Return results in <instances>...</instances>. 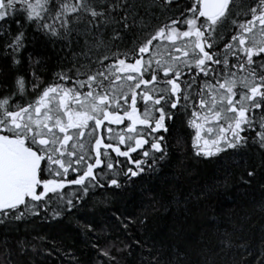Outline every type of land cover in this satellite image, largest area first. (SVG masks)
Masks as SVG:
<instances>
[{"label":"snow or ice","instance_id":"snow-or-ice-1","mask_svg":"<svg viewBox=\"0 0 264 264\" xmlns=\"http://www.w3.org/2000/svg\"><path fill=\"white\" fill-rule=\"evenodd\" d=\"M181 117L207 179L167 171ZM254 186L264 0H0V264H264ZM116 201L129 235L102 246L80 213ZM66 220L103 261L60 247Z\"/></svg>","mask_w":264,"mask_h":264},{"label":"trees","instance_id":"trees-1","mask_svg":"<svg viewBox=\"0 0 264 264\" xmlns=\"http://www.w3.org/2000/svg\"><path fill=\"white\" fill-rule=\"evenodd\" d=\"M171 123V122H170ZM179 141V142H178ZM168 147L171 153V158L167 171L172 174H180L181 179L184 178V171L191 172L192 174H199L201 179H207L215 170V164H207L199 161L193 153L191 147V133L186 127L184 118L177 119L175 125L172 126V130L168 135ZM235 195V193H232ZM250 195H254L257 199H260L262 194L259 189L254 186L250 190ZM98 199V198H97ZM219 200L226 206L232 204V200L228 197L221 196ZM210 204L218 206L217 198H213ZM113 209H119L125 211V206L122 202L116 201L107 208L104 206L93 208L91 204L86 209H82L81 223L84 220H93L97 226V233L100 236L99 243L103 246L106 243L105 237L111 236L113 239L119 237L124 239L129 234L122 231V226L113 216ZM138 209L135 207H127L125 214L137 215ZM66 227L57 228L51 230V236L57 241V243L64 250H73L84 261L96 262L98 259L103 261V258H98L95 250L86 246L88 238L77 228L76 221H65ZM3 233V229L0 228V234ZM132 233L139 235L138 229H133ZM131 243V239H129ZM62 258L58 255H54L48 261V264H61ZM63 264H67V261H63Z\"/></svg>","mask_w":264,"mask_h":264},{"label":"flooded vegetation","instance_id":"flooded-vegetation-1","mask_svg":"<svg viewBox=\"0 0 264 264\" xmlns=\"http://www.w3.org/2000/svg\"><path fill=\"white\" fill-rule=\"evenodd\" d=\"M133 155H135V154H133ZM120 159H122V160H123L124 158H120Z\"/></svg>","mask_w":264,"mask_h":264}]
</instances>
